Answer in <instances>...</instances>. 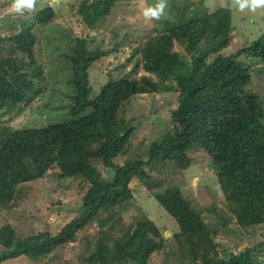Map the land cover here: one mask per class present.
<instances>
[{
  "label": "trees",
  "instance_id": "16d2710c",
  "mask_svg": "<svg viewBox=\"0 0 264 264\" xmlns=\"http://www.w3.org/2000/svg\"><path fill=\"white\" fill-rule=\"evenodd\" d=\"M121 1L125 0H84L79 4V13L94 29ZM54 15L53 8L47 7L36 13L35 23L46 25ZM231 24V8L221 7L197 13L168 36L149 38L140 52L143 68L156 80L147 85L127 77L110 80L97 94L89 70L109 51H91L86 40L77 42L68 55L74 87L70 117L46 127L0 128V208H12L23 185L62 167L74 173L73 179L90 185L82 211L56 235L46 232L19 238L13 226H0V264L22 256L43 259L74 242L81 231L97 221L101 229L108 224L116 228L119 210L127 208L134 198L130 187L133 180L146 187L176 221L179 245L187 244L182 246L184 257L198 264H257L251 248L219 258L203 218L191 208L181 190L164 187L150 173L164 162L186 171L191 166L189 151L199 146L211 160L218 187L238 226L249 228L264 223V102L250 90L253 76L240 61L249 58L264 63V43L256 40L236 53L224 54L231 40ZM5 41L11 43L14 58H0V111L26 103L35 86L30 72L41 70L36 65L37 38L31 25L7 40L1 38L0 46ZM176 41L184 46L188 61L174 50ZM18 53L25 54L29 62L25 57L17 58ZM163 92L178 94L172 128L161 140L146 146L144 156L139 154L119 163L134 131L131 121L120 118L121 110L135 96ZM93 162L113 170L114 180L105 181ZM101 213L105 216L99 218ZM101 234L104 237L90 255L91 264H148L161 250V244L155 241L161 238L160 229L147 216L113 239L112 245L105 238L113 236L104 230Z\"/></svg>",
  "mask_w": 264,
  "mask_h": 264
},
{
  "label": "rangeland",
  "instance_id": "374dc122",
  "mask_svg": "<svg viewBox=\"0 0 264 264\" xmlns=\"http://www.w3.org/2000/svg\"><path fill=\"white\" fill-rule=\"evenodd\" d=\"M81 1L84 0H36L34 10L19 14L11 9L12 0H0V39L7 40L31 25L37 38L34 47L36 65L41 67L38 70L41 76L30 72L29 77L35 83L28 94L30 99L0 111V128L22 130L46 127L70 117L69 105L74 87L68 55L79 40L87 41L88 50L109 51L89 70L95 94L110 80L127 77L141 85L155 81L156 76L143 68L140 50L144 43L158 34L168 36L172 29L197 13L231 8L233 30L229 46L223 51L226 55L236 53L256 40L264 43V7L241 11L238 0H167L166 14L158 20L145 19L142 14L143 9L156 0H125L117 3L94 29L83 21L79 13ZM47 7L53 8L54 19L46 25H38L35 23L36 13ZM11 47L10 42H3L0 58L13 57ZM174 50L189 60L184 46L177 41ZM21 57L29 62L25 54L18 53L17 58ZM240 61L253 76L250 90L260 95L264 102V63L249 58ZM178 101V94L163 92L135 96L125 105L120 118L131 121L134 131L119 156V163L139 154L144 156L146 146L161 140L173 126L172 116ZM189 157L191 166L186 171L164 162L150 170L151 177L161 181L164 187L176 186L181 190L191 208L203 218L219 258H228L229 254H239L251 248L255 262L264 264V223L249 228L239 227L218 187L216 172L206 151L195 146L189 151ZM93 165L105 181L114 180L113 170L99 162H93ZM73 174L70 170L55 167L42 178L23 185L15 206L0 208V226H13L19 238L46 232L58 234L80 214L84 195L90 187L85 180L73 179ZM130 187L134 198L127 208L119 210L120 222L116 228L108 224L101 229L97 221L81 231L74 242L61 246L43 259L32 260L22 256L3 264H91L90 255L97 250V241L104 237L102 230L113 236L112 239L105 238V242L112 245L113 239L121 237L143 216L154 221L161 232V238L155 239L161 244V250L151 257L148 264H198L183 256L185 251L182 246L187 244L179 245V227L151 192L137 180H133ZM104 216L105 213H101L99 218Z\"/></svg>",
  "mask_w": 264,
  "mask_h": 264
},
{
  "label": "clouds",
  "instance_id": "9594fccd",
  "mask_svg": "<svg viewBox=\"0 0 264 264\" xmlns=\"http://www.w3.org/2000/svg\"><path fill=\"white\" fill-rule=\"evenodd\" d=\"M36 0H12L10 5L15 13L23 14L25 10H34ZM258 7H264V0H238V8L243 11L245 8L255 11ZM167 0H156L153 5L143 9L145 19H160L166 14Z\"/></svg>",
  "mask_w": 264,
  "mask_h": 264
}]
</instances>
